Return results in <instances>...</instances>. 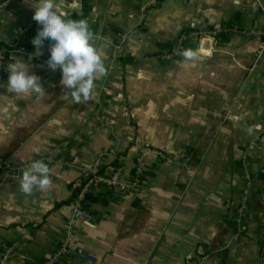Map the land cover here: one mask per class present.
I'll return each mask as SVG.
<instances>
[{"label":"crops","instance_id":"obj_1","mask_svg":"<svg viewBox=\"0 0 264 264\" xmlns=\"http://www.w3.org/2000/svg\"><path fill=\"white\" fill-rule=\"evenodd\" d=\"M264 4V0H262ZM38 0H0V48L12 47ZM65 19H84L106 68L87 102L74 103L61 74L32 54L6 51L0 82V248L7 264H45L57 254L83 169L122 168L125 189L85 194L88 219L55 264H264V9L257 0H53ZM187 60L167 59L181 34ZM126 34L125 53L114 55ZM32 56L30 60L29 57ZM22 59L45 93L6 87ZM32 68V69H31ZM188 156L192 171L181 160ZM77 158V159H75ZM50 168L45 191L17 183L33 160ZM246 175L251 178L241 214Z\"/></svg>","mask_w":264,"mask_h":264},{"label":"clouds","instance_id":"obj_2","mask_svg":"<svg viewBox=\"0 0 264 264\" xmlns=\"http://www.w3.org/2000/svg\"><path fill=\"white\" fill-rule=\"evenodd\" d=\"M33 9L32 20L39 28L31 41L35 49L32 56L38 58L43 55L41 50L45 42H49L48 58L43 66L51 72L59 70L61 88L67 90L72 102H87L98 77L106 72L88 22L84 19H65L54 10L53 0H38ZM198 54V51L190 49L180 53L187 60L195 59ZM6 70V87L10 92L17 95L45 93L40 78L33 71H28V63L22 59L8 63ZM17 183L25 195H31L34 190H47L51 184L48 164L43 160H33L22 171Z\"/></svg>","mask_w":264,"mask_h":264},{"label":"built area","instance_id":"obj_3","mask_svg":"<svg viewBox=\"0 0 264 264\" xmlns=\"http://www.w3.org/2000/svg\"><path fill=\"white\" fill-rule=\"evenodd\" d=\"M220 31H209V32H195L191 34H181L177 40L175 41V47L174 49L167 54V59L170 58H177L182 52L183 46L189 39H201L207 36H217L220 34ZM125 40H126V34H122L119 36V39L117 43L115 44L114 48V55L117 57L119 54L125 53ZM7 50L0 48V82H1V75L3 66L5 63V57ZM11 51L21 52L22 48L19 49H13ZM77 159V158H75ZM99 161L95 160L93 164L89 167H86L83 169V175L84 181L83 185L81 187L80 192L75 197V199L70 204V214L69 218L65 225V231H66V237L65 239L61 240V243L59 244L58 253L53 255L49 260L46 261L45 264H55L58 262V257L69 249V243L67 242L69 235L68 231L71 229H75V223L76 221L82 220V219H88V213L83 209V201L85 199L86 192L90 189V187L98 186V185H105V186H111L116 187L118 189H125L128 188L124 184H122L119 180V170L114 171L112 174L109 175H103L100 173V167H99ZM181 166L186 171V173H190L192 171V167H190L188 156H184L181 160ZM9 171V166L6 163L0 164V171ZM262 174H264V170L261 171ZM245 184L246 188L243 191V197L241 199V204L238 207V213L241 214L246 206L247 202V196H248V188L251 185V178L246 175L245 178ZM13 245H5L0 249V264H5V262L11 257L13 253Z\"/></svg>","mask_w":264,"mask_h":264},{"label":"trees","instance_id":"obj_4","mask_svg":"<svg viewBox=\"0 0 264 264\" xmlns=\"http://www.w3.org/2000/svg\"><path fill=\"white\" fill-rule=\"evenodd\" d=\"M37 30H38L37 28H32L30 30H27V31H24V32L20 33L19 36L17 37V39L14 42V46H12V47H4V49L7 50V51H11L13 49H19V48H21L23 46L24 40H26L30 36H33V35L35 36ZM82 185H83V181L80 182V185L73 192L71 201L74 200L75 197L78 195V193L81 190Z\"/></svg>","mask_w":264,"mask_h":264},{"label":"rangeland","instance_id":"obj_5","mask_svg":"<svg viewBox=\"0 0 264 264\" xmlns=\"http://www.w3.org/2000/svg\"><path fill=\"white\" fill-rule=\"evenodd\" d=\"M100 167V166H99ZM11 170H12V168L9 166V171H0V172H4V173H6V174H9V172H11ZM116 170H119V178H120V176H121V173H122V168L121 167H119V166H117L116 168H114L113 169V171L110 173V174H112L114 171H116ZM84 175H82V177H81V180L82 181H84L83 179H84ZM68 218L69 217H67L66 218V220H65V223L63 224V228H62V235H61V240L63 239H65V237H66V231H65V225H66V222H67V220H68ZM77 222V221H76ZM68 235H69V238H68V240H67V242L69 243V247H70V245H71V243H72V241H73V237H74V235H75V229H71V230H69L68 231ZM61 240H60V243H61ZM15 248H16V246L15 245H13V249L15 250ZM1 249V248H0ZM13 250V251H14ZM14 253V252H13ZM13 253H12V255H13ZM66 253V252H65ZM63 254V253H62ZM12 255H11V257H12ZM11 257L5 262V264H7L8 263V261L11 259Z\"/></svg>","mask_w":264,"mask_h":264},{"label":"water","instance_id":"obj_6","mask_svg":"<svg viewBox=\"0 0 264 264\" xmlns=\"http://www.w3.org/2000/svg\"><path fill=\"white\" fill-rule=\"evenodd\" d=\"M258 2H259V4L261 5V7L264 9V4H263V2H262V0H257ZM205 38V37H204ZM206 39V38H205ZM210 40V41H212V38H207L206 40Z\"/></svg>","mask_w":264,"mask_h":264}]
</instances>
